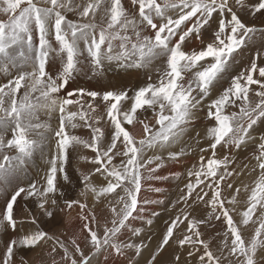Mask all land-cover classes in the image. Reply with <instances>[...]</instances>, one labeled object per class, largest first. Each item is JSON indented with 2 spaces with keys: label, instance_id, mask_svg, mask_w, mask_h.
<instances>
[{
  "label": "snow or ice",
  "instance_id": "1",
  "mask_svg": "<svg viewBox=\"0 0 264 264\" xmlns=\"http://www.w3.org/2000/svg\"><path fill=\"white\" fill-rule=\"evenodd\" d=\"M130 5L138 6V11L130 10L123 0H87L85 4L76 0H0V16L5 17L0 19V74L7 77L15 71L0 84V193L6 197L0 209V230L15 232L22 223L14 210L22 194L24 199L33 198L48 219L55 218L57 212L63 214L69 229L76 219L80 221L79 229L71 234L53 235L36 227L13 237L5 245L0 264H16L19 250L37 247L45 249L41 264H91L81 243L93 253L107 249L121 255L128 248L139 252L143 244L122 243L119 234L126 229L140 232L132 227V221L144 219L146 205L159 203L142 197V190L160 192L150 183L167 179L158 175V170L193 150L186 137L202 110L212 121L203 138L207 147H199V132L192 139L200 153L210 151L211 155L205 162L201 154L199 166L186 173L188 182L173 204L184 207L170 220L149 264H160L159 254L173 244L187 247L189 257L202 248L197 264H222L221 256L214 255L210 241L202 238L200 231L201 225L214 227L213 218H223L226 225L223 248L228 256L223 259L264 264V257H258V252L264 253V135L259 137L254 156L259 170L254 187H234L231 181L242 176L248 165L239 170L232 167L235 160L230 155L256 139L250 130L264 121V48H258L249 66L233 75L238 57L256 44L257 34L264 40V28L246 25L234 7L253 16L264 14V0L250 5L246 0H130ZM68 13L77 19H69ZM214 14L217 26L212 39L205 42L204 32L211 27ZM193 41L200 46L189 47ZM156 61L163 62V69H155L159 74L156 81L148 75V83L132 95L126 89L96 91L72 86L81 74L90 72L95 78L102 77L106 69L147 72ZM52 64H58L55 71L50 70ZM250 92L257 98L255 102ZM228 108L238 111L229 112ZM41 111L57 114L55 129L39 120ZM101 122L109 125L107 131L100 127ZM137 125L143 133L140 138L133 131ZM78 128L91 129V138L73 134ZM179 144L185 147L171 150ZM218 146L225 150L221 158H217ZM46 148L50 149L47 154ZM82 149H90L93 156L80 155ZM36 153L47 156L43 180L9 192L3 178L23 171ZM72 153L90 161L92 169L81 173L78 197L67 199L58 176L72 183L66 170ZM94 175L103 179L102 186L92 182ZM172 175L179 177L178 173ZM222 183L233 193L230 200L223 198ZM241 187L249 195L238 224L230 214L235 207L226 204H237ZM90 196L94 205L107 201L111 218L102 229L95 207H89ZM201 203L210 209L206 219L192 215ZM76 209L78 216L71 217L70 212ZM25 211L36 225V216L27 208ZM257 211L258 227L246 242L239 225L253 222ZM181 226L184 233L177 236ZM19 264L29 262L21 258ZM172 264H180L179 255Z\"/></svg>",
  "mask_w": 264,
  "mask_h": 264
},
{
  "label": "rangeland",
  "instance_id": "2",
  "mask_svg": "<svg viewBox=\"0 0 264 264\" xmlns=\"http://www.w3.org/2000/svg\"><path fill=\"white\" fill-rule=\"evenodd\" d=\"M126 0H123L126 7H128L130 10L138 11V6L130 5V2H125ZM254 1V2H253ZM256 0H246L248 4L250 5L251 2L255 3ZM77 3L85 4L87 0H76ZM232 0H230V3ZM128 3V5H127ZM251 3V4H253ZM234 10L237 11L238 15L243 22L248 26H256L257 28H264V14H256L255 16L251 15L249 11L247 10H241L239 7H234ZM5 17L0 16V19H4ZM68 18L76 20L77 16L73 13H68ZM97 20H99V14L97 15ZM217 26V19L214 14L213 21L211 22V27L208 28L204 32L205 42H208L212 39V33L215 31ZM211 35V36H210ZM208 38V39H207ZM256 44L252 47H248L244 49L241 53V55L238 57V62L234 65L233 68V75L237 72H240L244 70L246 67L249 66L251 61L255 58V54L258 48H264V40L261 39L260 34H257ZM199 42L193 41V44L189 45L191 48H198ZM260 63L259 61H257ZM157 65V66H156ZM154 66V67H153ZM151 69L147 70H137V69H131L128 71H119V70H111L106 69L108 71L104 73L103 76L105 77H91V73L89 72L88 75L81 74L76 77L72 85L73 87H83L85 89L89 90H96L101 91L103 88V91L105 90H128L129 94L132 95V91L135 89H138L141 86L146 85L148 83V75H151L152 81H156L157 76L159 75L155 69L157 67H160L163 69V62L162 61H156L154 63ZM58 68V64H53L50 67V70L55 71ZM112 73V74H111ZM141 74V75H139ZM11 75H15V71L9 75L5 76L3 74H0V84L6 83L7 79L11 78ZM139 78H138V77ZM118 78V79H117ZM133 78V79H132ZM136 78L138 80H136ZM141 78V79H140ZM108 79V82L105 83V80ZM227 79V78H226ZM76 80H78L76 82ZM99 82H103L102 86ZM132 83V84H131ZM137 84V85H136ZM104 86V87H103ZM136 86V87H135ZM224 86L226 87L227 84L225 83ZM256 86H253L255 88ZM23 91V89H21ZM250 99L255 102L256 97L252 92L249 93ZM227 111H238L236 108H228ZM147 116L151 117V112L146 113ZM39 120L41 122H47L51 125L52 129H55L58 126V117L56 113H52L51 115L46 114L45 112L41 111L38 113ZM150 123H152L151 119L149 120ZM107 123L101 122L100 127L104 129L105 131L108 130L109 125ZM212 125V121L207 119L205 112L202 110L198 113V119H196L192 125V129L188 132L186 141L188 144L191 145L192 151H189L188 154L180 158L178 162L176 161H167L165 165L158 170V175L160 174L162 177H167V179H161V183L159 185H152L153 188H160V193L158 192H152V191H145L147 194L153 193L156 194L155 198H148L151 200L159 201V203L155 204H149L146 205V211L144 214V219H137L132 221V227L140 229V232L137 234H133L130 229H127L130 233H127L126 236H124L120 242L122 243H133V244H143V248L140 249L138 252L136 248H128L124 249L123 254L115 256V253L113 251H109L107 249L98 252L93 253L92 249L87 246L85 243H81V248L84 250L85 255L89 256L91 259V264H149V261L151 259V256L155 253L157 245L159 244L160 239L162 238V235L164 234L170 220L175 217L177 212L181 207H184V205L176 204L175 207H173V204L179 200L181 193V189L184 188V185L188 182V177L186 173L193 168V166H199V157L201 154L205 156V162L210 157L211 153L210 151H206L204 153H200L197 146L195 145L193 141V137L196 136V133L199 132L201 143L199 147H207L208 141L204 140V136L206 134V128ZM251 136L256 138L254 140H249L247 144L243 145L239 150H233L230 155L235 160V164L232 165V167L239 169H242L244 164L248 165L247 169H244V174L240 177H237L236 179H233L231 182L235 186H243L247 185L250 188L254 187L255 181L258 179L259 176V170L256 169V160L254 159V156L258 154V143H259V137L264 135V121L258 122L256 125H254L253 129L250 130ZM90 133L91 129L88 128H78L76 130H73V134L79 135L81 137H84L86 139H90ZM134 133L136 134L137 138L142 137V129L139 125L134 130ZM50 147L53 145L51 144V137H49ZM181 147H185L184 144H179L173 146V149L178 151ZM49 148L45 149V153L47 154L49 152ZM11 154V153H10ZM80 155H85L88 157H92L93 153L90 149H82L80 150ZM148 155H152V153H148ZM166 155V153H165ZM225 155V150L222 148H219L217 150V158H221ZM47 156L44 158L41 157L40 153H36L32 159H30L27 163V166L23 171H16L12 174H10L8 177L3 178L5 179V182L9 185L8 191L10 192L12 188L16 186H23L27 188L28 184L35 181L37 183L41 182L43 180V177L45 175V172L47 171ZM172 164L174 166L173 172L169 173L167 170L168 165ZM92 169V164L90 161H82L79 159L78 155L76 153H72L70 156V162L67 166V172L69 173V176L71 178L72 183L68 184L62 180H60L58 176V183L61 186L62 190L66 194L67 199H76L79 195V191L82 188V184L80 182V179L78 178L81 173H88ZM252 169H256L255 171H252ZM179 174V177H175L172 174ZM13 174H18L20 178H17L18 182L14 183V179L11 177ZM93 181H98L99 184L94 183ZM92 182L96 184L97 186H102L104 181L101 177L98 175H94L92 177ZM222 188H224L222 183ZM205 191H208V189H205ZM4 195L3 193H1ZM145 194V193H144ZM161 194V195H160ZM232 192H230L228 189L224 188L223 190V198L226 200H230L232 196ZM249 195V192L244 191L243 187H241V191L237 196V204L231 205L226 204V207H229L230 209L232 207H235V212L230 213L233 215L234 221H237L239 224V221L242 219V217L239 215L242 211L245 210L246 204H247V196ZM142 197H145L141 194ZM0 195V209H3L4 203H2V200H5L1 198ZM164 197V198H163ZM207 199V197L205 198ZM30 201V203H29ZM28 202V203H27ZM89 207H95V210L97 211L98 218L101 217V213H104V216L106 220L110 219V213L108 212V209L106 207L107 201L102 200V202L93 204V200L91 196L89 197ZM150 206V207H149ZM152 207V208H151ZM204 207V208H203ZM25 208L31 210V214L36 216L37 218V224L33 225L29 219V213L26 215ZM206 209H209L204 204H199L196 206L195 210L192 211L189 209V211H192V215L194 217H197L201 214V212L207 211ZM16 217L19 221H22V223L18 224V227L15 232L10 230L9 234H7V237L9 238V241L17 236V235H23L30 231L35 230L36 227H39L41 230L48 231L50 234L53 235H59L61 232H68L71 234L73 230H78L80 226L79 219H76L71 226V229L65 226L63 222V214L57 212L55 215V218L48 219L44 217L40 210L37 208L36 202L33 198H27L23 200H19V197L17 198V205L14 206ZM151 210V211H150ZM202 210V211H201ZM210 210V209H209ZM208 210V211H209ZM148 211V212H147ZM74 212V214H73ZM79 212V209L73 210L70 212L71 217H77ZM148 213V214H147ZM260 215L259 211H257L256 215L253 216V222H250L247 226H240L241 233L245 241L247 242L253 235L254 230L256 227H258V221L257 217ZM201 218V217H200ZM205 218V217H204ZM207 218V217H206ZM151 219L153 220L151 224L147 223V220ZM203 219V218H202ZM139 221V222H138ZM142 221V222H141ZM221 220L217 221L214 218L212 219V224L214 223V228L210 227L211 233L208 234V232L201 231L203 236L202 238L206 240H212L218 237V239H224V233L226 231V225L225 223H220ZM216 223V224H215ZM136 224V225H135ZM203 226L202 230L207 225H201ZM200 226V227H201ZM73 227V228H72ZM102 229V225H98ZM212 228V229H211ZM218 228V229H217ZM2 230H0L1 232ZM124 230L121 231V233ZM126 231V230H125ZM243 231V232H242ZM175 232V230H174ZM205 232V233H204ZM120 233V238L122 237ZM184 233L183 226H181L180 232L175 233L177 236L182 235ZM218 233H222L221 235ZM215 234V235H214ZM208 236V237H207ZM210 236V237H209ZM216 236V237H215ZM223 238H221V237ZM81 240H83V236H81ZM8 241V242H9ZM217 241V240H213ZM7 242V243H8ZM223 243V242H222ZM230 243V238H229ZM215 247V246H214ZM213 247V248H214ZM187 248V247H186ZM180 249L173 244L172 247H168L165 251H162L159 256L158 260L160 264H172L173 258L175 255L180 256V261L183 258L189 257L187 255V251L185 249ZM201 252L196 254V257H198L200 254H202L203 249L201 248ZM227 254L228 250L225 249ZM45 249L44 248H24L19 250L16 253V256L14 259L16 260V264H19V261L21 258L26 259L29 264H41L42 259H44ZM195 256V255H194ZM189 257V258H193ZM223 256V255H221ZM227 257V256H226ZM258 257H264V253L258 252ZM59 259V257H57ZM224 261V262H223ZM198 262V261H197ZM236 264L235 257H231L227 260L223 259L222 264Z\"/></svg>",
  "mask_w": 264,
  "mask_h": 264
},
{
  "label": "bare ground",
  "instance_id": "3",
  "mask_svg": "<svg viewBox=\"0 0 264 264\" xmlns=\"http://www.w3.org/2000/svg\"><path fill=\"white\" fill-rule=\"evenodd\" d=\"M252 1V0H251ZM125 2H127V0L125 1ZM128 2H130V0H128ZM254 2V1H253ZM253 2H251V3H253ZM256 2V1H255ZM248 3V2H247ZM250 3V4H251ZM127 5H128V3H127ZM242 21H244V20H242ZM213 34V33H212ZM211 36V35H210ZM208 39V38H207ZM204 40H205V38H204ZM193 44V43H192ZM156 63V62H155ZM53 65V64H52ZM157 66V65H156ZM154 67V66H153ZM112 70V69H111ZM152 70H153V68H152ZM51 71H53V70H51ZM107 74H110V73H108V71H105ZM112 74V73H111ZM139 75H141V74H139ZM103 77H105V76H103ZM138 77V76H137ZM139 78V77H138ZM118 79V78H117ZM133 79V78H132ZM141 79V78H140ZM136 80H138L137 78H136ZM78 80H76V82H77ZM79 82V81H78ZM108 82V79H106L105 80V83H107ZM100 83V85L102 86V83L103 82H99ZM132 84V83H131ZM74 85V84H73ZM137 85V84H136ZM104 87V86H103ZM136 87V86H135ZM100 89H102L101 91H103V88H100ZM130 95V94H129ZM107 125V124H106ZM135 129H133V131H134ZM202 144V143H201ZM247 144V143H246ZM167 170H168V172L169 173H171V172H173V170H174V166L172 165V164H170V165H168V167H167ZM160 175V174H159ZM161 176V175H160ZM80 177V176H79ZM78 177V178H79ZM12 179H14V183H17L18 182V180H17V178H20V176L18 175V174H13V176L11 177ZM94 183H96V184H99V182L98 181H93ZM152 185H159L160 183H161V181L160 180H154V181H151L150 182ZM22 186V185H21ZM153 192V191H152ZM146 194V196H145V194ZM160 193V192H159ZM141 194L143 195V196H145L146 198H155L156 197V194H153V193H149L148 192V194L144 191V190H142V192H141ZM0 195L2 196L1 198H3V196L4 195H2L1 193H0ZM161 195V194H160ZM22 197H23V194H22ZM22 197H19V200H23L24 198H22ZM6 197H4V199H5ZM164 198V197H163ZM1 200V199H0ZM4 201L5 200H2L1 202L2 203H4ZM28 203V202H27ZM29 203H30V201H29ZM0 206H2V205H0ZM96 208L98 207V206H95ZM146 207V206H145ZM150 207V206H149ZM152 208V207H151ZM204 208V207H203ZM98 209V208H97ZM96 209V210H97ZM207 211H202L201 212V214H199L200 215V217L199 216H197L196 218H198V219H206V217H207V213H208V210L209 209H206ZM151 211V210H150ZM210 211V210H209ZM148 212V211H147ZM73 214H74V212H73ZM148 214V213H147ZM26 215H28V212L26 213ZM78 216V215H77ZM143 216H146V214H143ZM205 217V218H204ZM106 217L104 216V213H101V217H99V224L100 225H102L103 226V224H104V222H105V220L107 219H105ZM141 220V219H140ZM153 221V220H152ZM135 222V221H134ZM139 222V221H138ZM142 222V221H141ZM220 223H224V221H223V218H222V221L220 222ZM214 224V223H213ZM216 224V223H215ZM133 225V224H132ZM136 225V224H135ZM239 226H242V225H239ZM211 227V226H210ZM242 227H244V226H242ZM73 228V227H72ZM202 228H203V226H201L200 227V231H205V232H208V234H210L211 233V230H210V228H209V226H206L203 230H202ZM214 228V227H213ZM212 229V228H211ZM218 229V228H217ZM9 232H10V230H8V229H5V230H2L1 232H0V258H2L3 256H4V254H5V245L7 244V242L9 241V238L7 237V234H9ZM204 232V233H205ZM243 232V231H242ZM127 233H130L129 231H127V229H126V231L124 230L122 233H121V238H120V236H119V239L121 240L124 236H126V234ZM218 234H220V233H218ZM222 234V233H221ZM220 234V235H221ZM243 234V233H242ZM120 235V234H119ZM215 235V234H214ZM223 235V234H222ZM221 235V236H222ZM220 236V237H221ZM208 237V236H207ZM210 237V236H209ZM216 237V236H215ZM221 238H223V237H221ZM209 240V239H208ZM213 240H217V241H213ZM210 241V247H211V249L213 250V252H214V255H216V256H221V255H223V256H221V258H222V260H223V257H226V256H228V254H227V252H226V250L223 248V239L221 240V239H218V237L217 238H215V239H212V240H209ZM215 246V247H214ZM214 247V248H213ZM185 251H189V249L188 248H186L185 249ZM202 251V250H201ZM115 256H117V254H115L114 255V259H115ZM197 261H198V257H196V255L193 257V258H187V256H186V258H183L181 261H180V264H197ZM224 262V261H223ZM227 264V263H226Z\"/></svg>",
  "mask_w": 264,
  "mask_h": 264
}]
</instances>
